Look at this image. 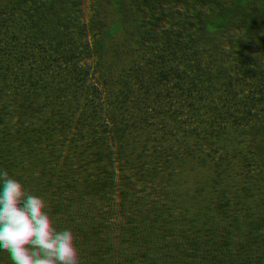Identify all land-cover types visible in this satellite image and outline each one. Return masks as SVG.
<instances>
[{
  "label": "rangeland",
  "instance_id": "1",
  "mask_svg": "<svg viewBox=\"0 0 264 264\" xmlns=\"http://www.w3.org/2000/svg\"><path fill=\"white\" fill-rule=\"evenodd\" d=\"M55 1H61L62 5L63 0ZM67 2L72 13L67 26L70 33L79 32V36H73L79 52L72 46L65 47L62 52L71 53L73 65L70 68L64 65L62 69L77 82V116L87 121L83 128H92L98 143L102 138L109 151L121 157H115L122 163L114 162L117 167L133 168L143 196L150 198L154 205L170 210L165 212L170 225L163 226L167 228V246L158 240L154 246L159 258L167 255L181 264H187L190 256L197 262L188 264L202 263L201 257L208 256L223 258L218 264L263 262L264 179H252L249 167V188L243 193L225 196L214 188L213 172L206 168L202 156L155 147L127 128L115 103L110 63L116 44L119 0ZM29 4L35 6V1L30 0ZM149 15L159 67V90L154 86L150 96L158 98L163 105L162 113L179 125L180 128L174 129L199 134L201 128L214 129L220 123L222 136L226 133L251 135L244 149L264 148V18L257 20L262 23L254 28L251 0H149ZM48 22L43 14L31 17L30 24L42 30ZM52 37L48 32L28 34L30 43L39 47ZM10 45L14 47L6 50L4 46L0 54L10 53L8 65L18 68L15 73L17 86H22L21 90L17 89L20 92L30 82L22 78L24 64L18 60L20 49L16 43ZM172 85L174 110L170 107ZM41 89L37 88L34 93L26 88L22 91L25 96L18 95L23 112L10 106L15 131L23 125L26 127L19 116L23 113L30 124L28 128H69V124L68 127L59 124L56 118L53 121L55 115L53 107L47 106L44 85ZM163 120L166 125L173 124ZM4 154H10V147L3 152L0 144V159ZM204 217H210L215 228L203 247L201 242H194L193 233L190 236L187 229L202 227ZM66 228L59 241L52 237L51 243H45L41 223L30 212L25 194L11 188L0 177V264H117L83 241L80 227L71 224ZM181 228L186 230L188 245L172 252L170 242L173 245L179 238ZM84 230L97 238L91 228L84 227ZM214 239L217 245L226 244L227 249L222 252L210 244ZM152 248L145 242L141 250ZM124 264L144 263L130 250Z\"/></svg>",
  "mask_w": 264,
  "mask_h": 264
},
{
  "label": "flooded vegetation",
  "instance_id": "2",
  "mask_svg": "<svg viewBox=\"0 0 264 264\" xmlns=\"http://www.w3.org/2000/svg\"><path fill=\"white\" fill-rule=\"evenodd\" d=\"M28 1L30 0H0V49L3 50L5 46L7 50L9 46L14 47L10 44H17L20 49L18 60L24 64L22 78L30 82L26 88H31L32 92L37 93V88L42 91L44 85L49 100L47 106L53 107V121L55 122L56 118L59 124L63 123L66 127L69 124V128H28L30 124L23 113L19 116L26 127L23 125L18 131L14 130L10 106L13 109L16 107L19 113L23 112V102H20L18 95L25 96L23 93L26 88L22 89L23 93L17 90H21L22 86L18 87L16 84L15 71L18 68L14 65L10 68L8 65L10 53H7L9 57L0 54V144L3 152L10 147V154H4L5 157L0 159V177L7 180L11 188L25 194L30 212L41 223L45 243H51L52 237L58 238L59 241L67 232L66 227L71 224L80 227V232H87L84 227L91 228L99 238L96 225L81 213V206L74 195L91 193L94 194V199L101 203L119 206L123 201L132 202L126 212V227L121 236L129 242L130 250L137 254L142 263L181 264L174 262L175 258H169L167 255L159 258L154 248L157 239L149 233L153 223L167 229L163 227L170 225L165 212L170 210L165 206L154 205L150 198L143 196L133 168L128 165L117 167L114 162L121 165L122 163L115 157H121L109 151L102 138L98 143L94 130L83 128L87 121L77 116V82L75 77L64 73L62 69L64 65L69 68L73 65L71 53L62 52L65 47L72 46L79 52L76 47L77 40H73V36H79V32L70 33L67 26L68 16L72 17L67 0H63L62 5L61 1L34 0L35 6L27 5ZM43 14L49 22L47 27L39 30L37 26L30 24L31 17ZM35 31L42 34L48 32L49 36H55L51 41L47 38L39 47L28 39V34ZM152 31L149 0H119L115 28L116 44L110 63L115 103L119 107L120 116L127 128H132L134 134L147 139L148 143L155 147L203 156L205 150H185L184 139L181 137L202 136L174 129L180 128L179 125L174 124L162 113L163 105H160L159 99L150 96L154 86L159 90L158 56ZM71 34L73 35L70 36ZM44 46L45 49L42 50ZM171 87L169 93L173 98H170V107L174 110V85ZM165 104H168V101ZM60 115H65L66 118H59ZM163 119L173 124L166 125ZM176 134L179 137H176ZM242 151L248 157L252 179H264V163L261 162L264 161V148L250 147L243 148ZM8 166L10 171L7 170ZM212 222L210 217H204L202 227H192L187 229V232L190 236L193 233L194 242H201L204 247V244H208L206 239L214 233ZM253 228L254 225L251 226V229ZM185 231L182 228L180 230L179 249L188 245ZM145 242L153 248L142 251ZM170 243L173 252L172 242ZM210 244L218 246L222 252L227 249L226 244L217 245L215 239ZM188 259L187 264L197 262L193 256ZM221 259L223 258L201 257L202 263L198 264H218ZM260 264H264V261Z\"/></svg>",
  "mask_w": 264,
  "mask_h": 264
},
{
  "label": "clouds",
  "instance_id": "3",
  "mask_svg": "<svg viewBox=\"0 0 264 264\" xmlns=\"http://www.w3.org/2000/svg\"><path fill=\"white\" fill-rule=\"evenodd\" d=\"M222 127L217 123L214 129H200V135L206 137L205 152L202 159L206 162V168L213 172V186L225 196L235 193H243L249 188L247 177L249 175V160L242 148L250 137L246 134L226 133L219 134ZM185 150L192 148L188 142H184ZM264 163V161H261ZM190 171V170H188ZM76 200L81 206V213L89 217L96 225L99 233L97 239L92 234L81 232V239L93 248L98 249L106 258L114 259L117 264H124L130 253L131 246L121 236L126 227V212L132 202L123 201L119 206L109 203H101L94 199V194L76 195ZM149 233L162 245L167 246V232L158 224L153 223ZM181 241L175 240L172 247L175 250Z\"/></svg>",
  "mask_w": 264,
  "mask_h": 264
},
{
  "label": "trees",
  "instance_id": "4",
  "mask_svg": "<svg viewBox=\"0 0 264 264\" xmlns=\"http://www.w3.org/2000/svg\"><path fill=\"white\" fill-rule=\"evenodd\" d=\"M264 0H251V18H252V24L254 28H258L262 21H257L259 19L264 18ZM176 137H179V135L176 134ZM183 141L188 142L192 148L196 150H205L204 147H200V144H204L206 138L204 137H198V136H181ZM184 144V143H183Z\"/></svg>",
  "mask_w": 264,
  "mask_h": 264
}]
</instances>
